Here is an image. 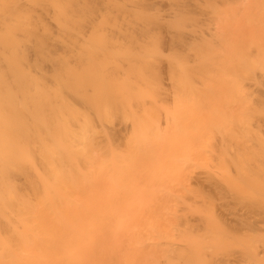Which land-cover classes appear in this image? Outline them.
Listing matches in <instances>:
<instances>
[{
    "label": "bare ground",
    "instance_id": "6f19581e",
    "mask_svg": "<svg viewBox=\"0 0 264 264\" xmlns=\"http://www.w3.org/2000/svg\"><path fill=\"white\" fill-rule=\"evenodd\" d=\"M130 1L127 5L126 0H0V264H85L86 262L89 264V256L90 259L93 258L90 250L92 251L94 246L96 248V241L99 236L101 238V235H95L98 239L92 235L97 231H105L107 229L105 224L112 222L110 217L114 218L116 211L119 212L116 209L114 214H110L113 216L108 214L113 211V205L115 208L117 205L113 202L115 199L111 197L113 195L109 198L107 196L111 189L115 190V188L119 193L126 190V193L132 192L134 195L137 187L133 191L132 189H134L133 186H137L135 182L138 181L139 175L137 171H133V168H136L138 164L140 168L145 169V171L139 169V173L144 174L150 170L153 172L156 185L164 183L162 178L165 180L169 178L171 184H174L173 187L179 189L174 191L182 192L171 195L170 190L166 192L163 188L164 184L161 185L160 189L165 191V196L168 199L172 198L170 201L173 200V205L170 204V206L173 207L161 209V215L154 220L156 222L157 219V223L153 222L155 227L149 228V225L148 229L151 232L149 231L150 235L145 237L149 241L142 238L144 241L140 244L149 246L152 252L149 250L150 253L146 251L147 253L140 254L141 262H147L146 264H264V35L262 38L257 35L264 29V0L261 2L256 0L253 5V11L256 10L254 14L250 10L246 18L241 15L251 25H253L252 21L255 22L250 28L255 34H246L249 39H244L246 37L244 36L243 41L236 39L233 42L228 35L233 28L236 10L228 9L225 12L222 10L226 8L219 9L222 13L225 12L220 17L221 13L217 10L223 6L216 7L217 3L220 4L216 0H212L215 6L211 3L214 8L216 7V11H212L213 8L210 6L211 10L208 8L209 5L207 7L203 2V12L202 8L201 12L196 8L198 13L203 14V18L199 19L201 14L190 15L195 16V20L186 15L191 24L188 25L186 22V26L184 25L186 17L185 19L181 17L179 21L177 18L181 15L176 14L178 17L174 15L183 10L182 6L178 7L179 12L178 9L174 12L169 6L173 1L170 0L168 6L173 13L169 8L168 10L169 14L173 15L168 16L171 17L170 19L173 16L180 25L184 22L181 26L177 23L173 24L175 27L172 25L173 19L171 24L165 22L161 15L159 18L156 14L157 11L154 12L156 16L150 12L153 17H150V14L149 16L141 14V12L144 13L143 10L140 13L137 12L138 14L134 11L136 18L131 20L130 11L133 12L135 9L138 11L141 8H135L139 0ZM249 2L252 3V0ZM196 5L197 3H194V6L190 7H196ZM237 5L242 6V4ZM150 7L147 8L148 11L146 10L148 13L151 10ZM245 7L242 8L245 9ZM153 8L152 6V10ZM246 9L250 8L246 7ZM210 14L213 15L210 16ZM236 16L239 15L236 14ZM194 21H202L203 29L193 27ZM237 23L241 24L242 21ZM257 23L259 26L256 27ZM153 30H157L160 34L164 32L161 38V42L164 41L163 45L166 46L167 41L173 45L177 44V48L187 53L186 58L183 56L185 58L183 59L181 56L182 60L178 61L179 56L174 54L177 60L174 59L175 57L165 60L166 58L160 55L163 59L162 62H158L159 56L155 55V49L151 51L154 54H148L147 59L145 54L144 57L142 54L139 55L137 53L139 48L143 50L144 46L142 44L138 46V39L143 36V33ZM114 35L117 38L120 35L121 40L124 38L121 44L112 41ZM124 40L127 46L130 45L126 52L125 48L122 49L125 46L122 43ZM150 44L152 46V43ZM150 44H145V48L148 49ZM248 47H252L253 52L251 48L247 49ZM142 50L139 52L141 53ZM254 53L255 57L252 55ZM186 59H191L193 64H187ZM145 61L147 62L144 63ZM155 61L165 66L167 70L164 69L169 70V74L172 73V76L167 73L172 77L170 80L172 83L169 85V80L166 81L167 85L174 87L176 91L174 93L171 91L169 94L163 79L164 83L161 81L153 83L148 82L150 80L146 81L144 77L138 82L145 79L144 83L146 81V85H149L146 87L149 89L151 85L158 84L159 86L156 85L155 89L151 88L152 91L155 90L157 95L164 92L163 96L167 93L168 99L172 96L171 99L174 100L173 104L171 103L173 107L169 108L171 112L169 110L163 113L166 130L161 133V130H156L153 126L155 113H157V109L152 108L155 103L152 106L149 104L150 109H146L145 106L144 109L142 106L156 101L157 95L146 90L144 92L141 88L134 90L135 86L133 89L131 84L125 88L123 82L117 83L118 77L113 76V72L111 78L117 79V85L112 81L109 83L108 76L111 71H118L119 65L138 68L135 71L137 76L143 67L149 68V71L151 68L150 73H153L152 68L158 67ZM243 61H247L250 66L243 64L240 67L239 65L240 68L234 73L235 79L230 80L229 78L232 77H229V71L238 66L239 62L244 63ZM234 63L236 66L233 65ZM126 68H123L124 71L121 70L125 72ZM147 68L140 74L147 73ZM158 70L160 73V69ZM240 70L243 71L242 74H239ZM126 73H124L125 78L128 77ZM126 80L124 79V82L127 83ZM97 81L100 84L104 83V87ZM87 84H91L88 89V92L91 91L89 95L86 94ZM94 84H98L100 88H95ZM161 85L165 86L164 90L167 92L162 90ZM228 86L230 93L223 96V89ZM244 86L248 87V90L254 87L255 91L245 92ZM226 90L229 89L226 88ZM253 92H256L252 96H256L253 97L255 100L253 101L257 107L249 106L250 104L247 103L252 98L245 100L247 97L245 93L250 95ZM99 95L104 96L99 98ZM130 95L133 97L131 98ZM93 97L96 101L92 99ZM70 98L77 99L82 108H85L83 110L87 109L90 112H85L84 115L81 110L80 113L78 110L81 107L73 108L70 104L75 100ZM101 98L109 102L110 106H105L108 103H102ZM67 100L73 101L67 102ZM135 100L139 102H137L139 107L132 109ZM121 104L125 110L127 107L124 104L128 106V113L124 114L122 108L118 113V108H114L117 105L122 106ZM232 104H239L242 108L239 107L237 112L231 111ZM259 106L261 108H258ZM138 108L141 109V114ZM137 109L138 111H135ZM109 112H112V117ZM137 112H139L138 115ZM115 113L120 117L122 116L120 113H123L122 117L125 119L131 118L129 121H121L124 124L123 128L120 125V130L122 128L123 131H127L132 128V132L129 130L131 133L129 135L134 139L129 142L134 149L126 153L129 158L124 157L125 153L122 154L124 160L129 162L122 159L124 164L120 161L122 166H118L119 170L117 169L112 176L103 169L111 168L109 166L113 164L108 163L107 167L108 164L104 166L102 163L103 166H100L102 160L95 155V152L101 146L99 147L95 140H101L100 142L104 143L108 139L107 136H110L104 133L105 130L109 133L111 131L112 136L115 132L119 133L116 122L118 121L119 124L120 119H116L119 116L116 117ZM159 121L156 122L160 125ZM128 125L131 127L128 128ZM105 134L106 138L103 141ZM117 137L120 135L116 136L118 140ZM126 139L128 140V137ZM129 142L125 144L130 149L132 146L128 144ZM120 147L119 150H122L120 152H123ZM129 149L126 148L130 151ZM106 150L108 152L110 149ZM115 152L117 150L114 154ZM179 156L181 159L175 160ZM117 157L115 155L116 159ZM119 157L122 158L121 155ZM107 159L108 157L105 158ZM81 165L87 168L92 167L91 171L87 170L88 172L85 171V173L88 174L83 175V172L78 171ZM131 166H133L132 170ZM129 169L130 173L132 171L131 175ZM188 169H190L189 172H186ZM97 170L104 174L106 172L105 175L103 173L100 175L105 176L104 183L114 185L111 186L112 188L109 186L105 191L109 192L106 193V198L104 196L102 198L103 193L99 194L98 189L101 187L92 191L97 186L95 183L99 181H97L99 177L96 174L93 175ZM185 172L189 174V179L184 177ZM129 178L135 185L128 180ZM184 178L188 179L189 184L186 183L188 186L185 185L188 181L186 179L184 181ZM100 182L97 183L98 186L103 184L102 182L100 185ZM119 187L122 189H118ZM84 189H87V195L85 194L87 192L82 194ZM80 191L82 196L78 195ZM95 192L99 194L96 197H100V203L94 197ZM83 195L85 199L95 198L98 201L94 202L96 201L94 199L92 204L91 201L85 200ZM101 198L112 200L110 199L106 205L104 199L103 206H107L104 208ZM121 198L127 202L126 194H123ZM95 203L100 204L102 210L108 208L106 211L109 212H104L100 217L103 219L108 214L110 220L106 219L107 217L103 220L98 217L102 213H99V208L98 210L93 208ZM101 206L98 205V207ZM150 216L153 217V215ZM97 218H100L99 222ZM105 220L108 222L105 223ZM100 225H104L105 229ZM91 237L95 239H93L95 241L93 245L90 244L93 241ZM102 247L105 246L102 245ZM144 250L147 249L144 248ZM96 261L90 260L91 264L92 262L96 264Z\"/></svg>",
    "mask_w": 264,
    "mask_h": 264
},
{
    "label": "rangeland",
    "instance_id": "374dc122",
    "mask_svg": "<svg viewBox=\"0 0 264 264\" xmlns=\"http://www.w3.org/2000/svg\"><path fill=\"white\" fill-rule=\"evenodd\" d=\"M128 0H126V2H127ZM137 1V0H136ZM135 1V2H136ZM152 1V3H150ZM148 0V2H147V0L145 1V0H139V4H143V5H140L139 6V4H137V6L135 5V8H137V7H140L141 9L140 10H138V11H136L137 9H135V10H133V12L135 11L136 13L138 12V13H140L142 10H143V12L144 13H142L141 12V14H145V16H147L148 14H150V12L154 15V12L155 11H157V15H159V18L162 16L163 17V21H165V22H171V20L174 22V23H172V25L174 24H176L177 23V25L178 26H181V25H183L184 24V22H183V24L181 23V25L179 24V19L182 17V19L184 18L185 19V17H186V20H184L185 21V26L188 24V25H191L190 24V22L188 21V16H190V15H195L196 14V16L198 15V14H201V13H198V11H197V9L196 8H198V10H199V12H201L202 10H203V6H204V4H206L205 6H207V5H209V7L208 8H210L211 10H212V8H213V10L212 11H216L217 9H215L216 7H218V6H220V5H222L223 7H219L218 8V10L217 11H220V13H221V15H220V17H222L223 15H224V13L228 10V9H234V10H236V11H239V12H241V13H237L236 11H235V15H234V18H233V20H234V22L232 23V25H233V28L232 29H230V31L231 32H229L230 33V35H228L229 36V38H230V40H232V42L233 41H235L236 39L237 40H241V41H243L242 40V37H244V36H246V37H244V39H249L247 36L248 35H252V34H255V33H253L254 31H251L250 30V28L254 25V23L255 22H253L252 21V24L253 25H251V23H249V22H246L245 21V18L248 16L247 14L250 12V10H251V12L253 13V12H255V11H253V5H254V3L256 2V0H252V3L251 2H249V0H240V3H238V0H237V2L235 3V1L236 0H216L217 2H219L220 4L218 5V3H217V6L214 8L213 7V5L215 6V2L214 3H212L213 1L212 0H198L200 3L198 4V1L196 0V2H194L195 0H171L172 1V4L171 5H169L170 6V8H172L173 9V11L175 12V9L179 12V8L178 7H180V6H182V11L181 12H183V11H185L184 13H175L174 15H181L180 17H178L177 15H176V17H178L177 19L179 20H177L176 21V19L175 18H173V16H172V19H170L171 17H169L168 15H170V14H172L173 13V11H172V9H170L169 8V6H168V2L170 1V0H162V1H160V0H155V1H153V0ZM160 1V2H159ZM165 1V3H161V2H164ZM192 1V2H191ZM205 1H206V3H205ZM210 1V2H209ZM244 1V2H243ZM251 1V0H250ZM257 1H260L261 2V0H257ZM128 2H131L130 0L128 1ZM128 2H127V5H128ZM132 2H133V0H132ZM142 2V3H141ZM187 2H188V4L190 3L191 5H188L187 4ZM202 2L204 3V4H202ZM155 3V4H154ZM193 3V4H192ZM194 3L196 4L197 3V5H196V7H190V6H194ZM211 3L213 4V5H211ZM246 3V4H245ZM250 3V4H249ZM133 4V3H132ZM149 4H150V6H149ZM152 4H154V5H152ZM170 4V3H169ZM186 4V5H185ZM237 4H242V6H240V5H237ZM130 5V4H129ZM134 5V4H133ZM225 5H227V6H225ZM142 6L144 7L143 9H142ZM152 6L154 7L153 8V10H152ZM175 6V7H174ZM189 7V8H187V7ZM198 6V7H197ZM212 8H211V7ZM235 6V7H234ZM240 6V7H239ZM248 7V8H250V9H246V7ZM249 6H251V7H249ZM151 8V10L149 11V13L147 12L148 10H147V8ZM206 7V8H207ZM245 7V9H243V8ZM168 8L172 11V13H170L169 14V10H168ZM202 8V9H201ZM226 8V10H222V9H225ZM236 8H238V9H236ZM123 9V8H122ZM134 9V8H133ZM139 9V8H138ZM158 9V10H157ZM200 9H201V11H200ZM215 9V10H214ZM219 9H221L222 11H225L224 13H222V11L221 10H219ZM127 10H129L128 8H127ZM132 10V9H131ZM146 11V13H145V11ZM164 10V11H163ZM168 11V13H166L167 11ZM187 10V11H186ZM195 10V11H194ZM246 10H248V11H246ZM158 11H160V12H158ZM193 11V12H192ZM243 11V12H242ZM244 11H246V12H244ZM131 13H130V18H131V15H132V19L131 20H133V19H135L136 18V16H135V12L133 13L132 11H130ZM195 12V13H194ZM203 12V11H202ZM248 12V13H247ZM137 13V14H138ZM159 13H161V14H159ZM167 15V17H166V15ZM194 13V14H193ZM115 14V13H114ZM127 14V13H126ZM133 14H134V16H133ZM136 14V15H137ZM140 14V15H141ZM236 14H238L239 16H236ZM254 14V13H253ZM161 15V16H160ZM164 15V16H163ZM173 15V14H172ZM186 15H188V16H186ZM213 14H210V16H212ZM241 15L242 16H244L245 18H243V17H241ZM149 16V15H148ZM154 16H156V15H154ZM199 16V15H198ZM202 16V17H201ZM216 15H214V17H215ZM134 17V18H133ZM150 17H153L151 14H150ZM191 17H193V16H190V18ZM238 17H240V18H238ZM129 18V19H130ZM157 18V17H156ZM201 18H203V14H201L200 16H199V19H201ZM242 18L244 19V20H242ZM170 19V20H169ZM174 19H175V21H174ZM192 19H196V17L194 16ZM191 19V20H192ZM197 19H198V17H197ZM217 18H215V20H216ZM101 20V19H100ZM190 20V19H189ZM190 20V21H191ZM239 21H242V23L241 24H239V23H237V22H239ZM186 22H187V24H186ZM171 24V23H170ZM244 24H246V25H244ZM173 25V26H174ZM192 25H193V27H195V28H202L203 29V22L202 21H194V22H192ZM236 25H239V26H236ZM172 26V27H173ZM241 26V27H240ZM256 27L257 26H259L258 25V23L255 25ZM175 27V26H174ZM204 27H205V25H204ZM263 28H264V26H263ZM234 29H236V30H234ZM263 31H260V33H258L257 35H260V37L262 38L263 36L262 35H264V29H262ZM234 32V33H233ZM237 32V33H236ZM165 33L163 32L162 34H160V32H158L157 30H153V31H150V32H145V33H143L142 35L143 36H141L140 38L138 37V36H135V37H137V38H139L138 40H139V44H138V46H140L141 44H142V46H144L143 47V50H142V48L140 47L139 48V50H138V54L139 55H141L142 54V57H144V54H145V58L147 57L148 58V54H150V53H152L151 51H153L154 49V51H156V53H155V55L157 54V56H159V58H158V62H162V59L163 58H160L161 56H164V58H166L165 60H167V59H172L171 57H175L174 59L175 60H177V59H179L178 61H180V60H182L181 59V56H182V58L183 59H185L186 57L185 56H187L186 54V52L185 51H182L181 50V48H177L176 47V45L177 44H170L168 41H167V43L168 44H166V46H164L163 45V42H161V38L163 37V35H164ZM246 34H248V35H246ZM115 37H113L112 38V41L114 42V43H120L121 41H123V39L121 40V38H120V35H119V38H117L116 37V35H114ZM117 36H118V34H117ZM132 36H134V35H132ZM115 38V39H114ZM238 38H241V39H238ZM259 39V38H258ZM257 39V40H258ZM116 41V42H115ZM156 41V42H155ZM255 41V40H254ZM159 42H161V43H159ZM166 42V41H165ZM246 42V41H245ZM118 43V44H119ZM122 43H124L123 45H125L122 49H124L125 50V52H126V50H128L129 48V46H127L126 44H125V40H124V42H122ZM148 43L150 44V43H152V46L154 47H152L151 46V44L149 45V47H148V49H151L150 51H148V53L146 52L148 49H147V47L145 48V44L146 45H148ZM121 44V43H120ZM242 44V43H241ZM113 45H115V44H113ZM134 45V44H133ZM136 45V44H135ZM127 46V47H126ZM137 46V45H136ZM174 46V47H173ZM176 47V48H175ZM242 48V47H241ZM249 48H251V51H252V47H248L247 49H249ZM147 49V50H146ZM140 50H142V52L140 53L139 51ZM242 50H246V49H242ZM144 51L146 52V53H144ZM158 51V52H157ZM247 51V50H246ZM241 52V51H240ZM253 52V51H252ZM152 54H154V53H152ZM152 54H150V55H152ZM178 57L179 56V58H177L176 59V56ZM161 55V56H160ZM247 55H249V54H247ZM254 57H255V53L254 54H252ZM251 55V56H252ZM185 58H184V57ZM169 57V58H168ZM254 57H251V58H253L254 59ZM146 58V59H147ZM161 60V61H160ZM174 60V61H175ZM147 61H145L144 63H146ZM163 62H164V60H163ZM169 62V61H168ZM186 62H187V64H189V65H191V64H193V62L191 61V59H186ZM244 63H242V62H239L237 65L238 66H236L235 64L237 63H234L233 65H235L236 67H234L233 68V70H230L229 71V77H232V78H229L230 80H232V79H235L234 77L236 76V74H234L236 71L235 70H238V68H240V67H242V65L244 64V66L245 65H247V66H250V65H248V63H247V61H243ZM155 63L158 65V67H154V68H152L153 70H154V72L153 73H150V72H152V70H151V68H150V71H149V68H147V67H143V70L141 71V72H139V74H138V76H137V73H135V71L138 69V68H131V67H129V66H125V67H127L126 69H125V72H123L124 71V69L123 68H125V67H121L120 65L118 66L119 67V70L117 71V70H113V71H111L110 72V75H109V73H108V76H109V83H111V81H112V83L114 84V83H116V80H117V83L119 84V83H124L123 85H124V87L126 88L128 85H130L131 84V88L133 87V89H134V86H135V89L134 90H137L136 88H139L138 90H140V88L141 89H144L143 91L144 92H146V91H148L149 93H154L155 94V92L154 91H152V89H153V87H154V89H155V87H156V85L157 86H159L158 84H155V86L153 85H151L150 86V89L148 88L149 87V85H146L147 83H146V81L147 80H150V81H148V82H153V83H159L160 81L161 82H166V84L164 83V85L167 87V89H168V91H169V94L171 93V91L174 93V91H176V89L173 87H171V86H169L170 85V83H172V81L170 82V80L172 79V73L171 74H169V70L168 71H166L167 70V68L164 66H162L161 64H158L157 63V61H155ZM147 64H149V63H147ZM170 65V64H169ZM232 65V66H233ZM239 65H240V67H239ZM146 66V65H145ZM171 66V65H170ZM159 67H161V68H159ZM169 67V66H168ZM145 68H147L146 69V71H147V73L145 72V73H143L142 75L140 74V73H142V72H144L145 70ZM166 70H165V69ZM112 69H115V68H112ZM112 69H110V70H112ZM117 69V68H116ZM123 71H122V70ZM130 70L131 71V73H130V71H128V70ZM158 69H160V73H159V70ZM133 70V71H132ZM158 70V71H157ZM165 70V71H164ZM109 71V70H108ZM122 72L123 74L124 73H126L127 74V78L129 79V80H126L127 78H125L124 76H126L125 74L123 75L122 73L120 74V73H115V72ZM113 72V73H112ZM158 72V73H157ZM171 72H173V71H171ZM240 72L241 73H239V74H242V72L243 71H241L240 70ZM111 73H112V75L113 76H115L116 75V77H118L117 79L116 78H114V79H112L111 77H112V75H111ZM115 73V74H114ZM134 73V75H132ZM167 73L169 74V75H171V76H169V75H167ZM147 74V75H146ZM166 74V75H165ZM232 74V75H231ZM118 75V76H117ZM122 76V77H124V78H120L119 76ZM130 75V76H129ZM146 75V76H145ZM136 76V77H135ZM142 76V77H141ZM168 76H169V78H168ZM174 76H175V74H174ZM194 76H195V74H194ZM198 76V75H197ZM129 77H131V78H129ZM137 77H138V79H137ZM146 78V81H145V83H144V80L142 79V81L140 80L139 82H138V80L140 79V78ZM164 77V78H163ZM124 79L127 81V83L126 82H124ZM135 79V80H134ZM162 79H163V81H162ZM169 80V85H167V81ZM238 79H243V78H238ZM113 80H115L114 82H113ZM123 80V81H122ZM137 80V81H136ZM167 80V81H166ZM243 81H245V80H243ZM138 82V83H137ZM246 82V81H245ZM97 83H98V81H97ZM117 83H116V85H117ZM126 83V84H125ZM242 83V82H241ZM98 84H100V82L98 83ZM98 84H94V87H95V85H96V87L95 88H100L99 86H97ZM103 84L104 83H102V84H100V86H103ZM89 85H91V84H89ZM89 85L87 84V86H88V88H87V93L86 94H88L89 95V93L91 92L90 90H89V92H88V89H90V87H89ZM105 85V84H104ZM140 85V86H139ZM164 85H161V86H163L162 88H160L159 87V89H162L163 91H166V90H164ZM119 87H121L120 85H118ZM142 86V87H141ZM146 86H148V87H146ZM104 87V86H103ZM103 87H101V89L103 88ZM146 87V88H145ZM170 87V88H169ZM245 87V86H244ZM85 88V87H84ZM92 88V87H91ZM128 88V87H127ZM152 88V89H151ZM172 88V89H171ZM226 88H228L229 90H226ZM224 87V89H223V96L224 95H228L229 93H230V88H229V86L228 87ZM232 88V87H231ZM246 88V87H245ZM245 88H243V91H245V92H250L251 90H254L255 91V88L253 87L252 89H245ZM86 89V88H85ZM129 89H130V86H129ZM129 89H126V90H128L129 91ZM147 89H149V90H147ZM156 89H158V88H156ZM175 89V90H174ZM92 90H93V88H92ZM146 90V91H145ZM161 90V93L163 92ZM225 90V91H224ZM117 91V90H116ZM142 91V90H141ZM119 92V91H118ZM131 92V91H130ZM167 92V91H166ZM164 93V92H163ZM162 93V94H163ZM172 93V94H173ZM256 93V92H255ZM255 93L253 92V94H250V95H248L247 93H245L246 95L245 96H247V97H245V100H248L249 98H252V99H249V100H251V101H249V102H247V103H249V104H247V105H249V106H255V103H254V98L256 97V96H252V95H255ZM103 94V93H102ZM162 94H160L159 93V95H157V94H155V95H157L156 97H155V99H157L156 101H154V102H152V103H148L147 104V106L146 105H142L143 106V108H144V106H145V108L146 109H150L151 108V106H152V104L153 103H155L154 105H156V106H152V108L154 107L155 108V110L157 109V113H155V117H154V122H155V124H153V126H155V128H156V130L157 129H159V130H161L160 131V133L161 132H165V130H166V128L164 129V127H165V125H166V123H165V121H164V117H165V114H163L164 113V111H166V112H169V108H172L173 107V105H171V103L173 104V101L174 100H172L171 99V97L172 96H170V98L168 99V97L167 96H169V95H167V93L166 94H164L165 96H163ZM105 95V94H104ZM104 95H99L98 97L100 98L101 96H104ZM162 95V96H161ZM257 95V94H256ZM131 96V95H130ZM250 96V97H249ZM126 97H127V95H126ZM133 96H131V98H132ZM135 97V96H134ZM158 97V98H157ZM160 97V98H159ZM254 97V98H253ZM95 97H93L92 99H94ZM99 98H98V100H99ZM103 98V97H102ZM101 98V99H102ZM119 98H120V96H119ZM246 98H248V99H246ZM70 99H73V100H75V102L73 101V100H67V102L68 101H73V102H71V104L70 105H72L73 106V108H75V109H77V108H79V107H81L82 108V106H81V103L79 102V101H77V99H75V98H70ZM97 99V98H96ZM171 99V100H170ZM174 99V98H173ZM103 100H105V99H102L101 101H102V103L103 102H107V101H103ZM132 100V99H131ZM131 100H129V101H131ZM134 100V99H133ZM132 100V101H133ZM163 100H165V101H163ZM169 100V101H168ZM254 100V101H253ZM92 102H93V100H91ZM94 101H96L95 99H94ZM100 101V102H101ZM136 101V100H135ZM153 101V100H152ZM160 101V102H159ZM166 101H168V102H166ZM171 101V102H170ZM69 102V103H70ZM78 103V106H77V103ZM137 102L138 101H136L134 104H137ZM159 102V103H158ZM72 103H74V104H72ZM79 103H80V106H79ZM104 103V104H105ZM108 104H105V106H110L109 105V102H107ZM139 103V102H138ZM253 105H252V104ZM76 104V105H75ZM92 104H94V102L92 103ZM134 104H133V108L132 109H134L136 106L137 107H139V104H137V105H135L134 106ZM149 104H151V106L149 105ZM157 104H159V105H157ZM234 104V103H233ZM230 105V109H231V111H233L234 110V112H237V110H239L240 108L239 107H241V106H239V104L238 105ZM122 106H120V105H117V106H114V108H118V113H119V111L121 112V108L123 109L122 111H124L123 113L124 114H126V112L128 113V106H126L125 104H124V106L125 107H127L126 109L127 110H125V108L123 107V104H121ZM164 105V106H163ZM175 105V104H174ZM74 106H77V107H74ZM142 106H140L141 108H142ZM163 108H162V107ZM136 107V108H137ZM149 107V108H148ZM158 107H159V109H158ZM255 107H257V106H255ZM79 108V110L78 111H80V113H81V110H82V113H84V115L86 114L85 112H90L89 110L87 111V109L86 110H83V109H85V108ZM113 108V109H114ZM135 108V109H136ZM144 108V109H145ZM242 108V107H241ZM258 108H261V106H259ZM139 109V112H140V108H138ZM138 109L137 110H135V111H138ZM168 110V111H167ZM173 110H174V108H173ZM172 110V111H173ZM236 110V111H235ZM84 111V112H83ZM112 111V110H111ZM133 111V110H132ZM135 111H133V112H135ZM139 112H137V115H138V113ZM170 112H171V110H170ZM110 113V115H111V113L112 112H109ZM123 113H120V115L122 114V116H123ZM159 113H161V114H159ZM140 114H141V112H140ZM139 114V115H140ZM82 115V114H81ZM109 115V116H110ZM114 115V114H113ZM96 116H99V115H96ZM115 116L117 117V116H119V114H117V113H115ZM115 116H113V117H115ZM120 117L119 116V118H116L117 120H119V124H118V121L116 122V127L118 126L119 128H117V129H119L120 130V127L122 126V128H123V124L124 123H122L121 121H129L131 118H129V117H126V119H125V117ZM161 116V117H160ZM111 117H112V115H111ZM94 118H95V114H94ZM159 118V120L161 119V121H159V120H156V119H158ZM95 120H97L96 118H95ZM116 121V120H115ZM152 121H153V119H152ZM156 121H159L160 122V125L156 122ZM153 122V123H154ZM118 124V125H117ZM128 124H129V122H128ZM158 124V125H157ZM163 124V125H162ZM121 125V126H120ZM129 127L128 128H130L131 127V125H128ZM157 126H159V127H157ZM122 128H121V130H122ZM161 128V129H160ZM99 129V128H98ZM132 128H130V129H128L127 131H123L122 130V132H121V130L119 131V133H121V134H119L118 132H115V133H113V136H114V138H115V141H114V138H113V136H112V132L110 131V133H109V131H107V130H105V132L104 133H106L107 135H110L112 138L110 139V136H107V138L108 139H106L105 140V136H106V134L103 136V141H104V143H101L99 140L97 141V140H95V142H97V144H98V146L100 147V149L102 148V146H104V148L102 149V150H100V149H96L97 151L95 152V155L97 156H99V158H101L100 160H102V162H101V165L100 166H103V164L102 163H104V166H106V164H113V165H111V166H109V164L107 165V167L109 166V167H111V168H108V169H106V167H105V169H103L104 171H107L108 173H110V174H112V176L115 174V172H117V169L119 168L118 166H122L121 164L123 163V161H122V159L124 160V158H123V156H122V154L123 153H125V154H123L124 155V157H126L128 154H126V153H130L131 151H132V148L134 149V147H133V145H132V141L133 140H131V139H134V138H131L130 137V135L129 134H131V133H129L130 131L129 130H131ZM152 131V130H151ZM124 132V133H123ZM131 132H132V130H131ZM109 133V134H108ZM125 133H127V134H125ZM153 133V132H152ZM117 134V135H116ZM125 134V135H124ZM120 135V137H117L118 138V140L116 139V136H119ZM121 136H123V137H121ZM124 137H125V139L128 137V140L126 139H124ZM151 138V137H150ZM123 139V140H122ZM107 140H108V142H107ZM113 140V141H112ZM119 140H121L123 143L126 141V142H129V141H131V142H129L128 144H130V146H132V147H130V149L128 148L129 146H127L126 147V142L124 143V145H123V143L121 144L120 142H119ZM110 141H112L111 143H110ZM99 142V143H98ZM117 142V143H116ZM119 142V143H118ZM100 143L102 144V145H100ZM106 143V144H105ZM107 143H109V144H111V146L109 145L108 146V144ZM117 144H119V145H117ZM133 144H135V142H133ZM154 143H152V145H153ZM120 145H122V147H120ZM155 145V144H154ZM134 146H136V145H134ZM110 147V148H109ZM112 147V148H111ZM117 147V148H116ZM119 147H120V149H123V152H120V151H122V150H119ZM126 148L127 149H129L130 151H128V150H126ZM105 149V150H104ZM106 149H110V150H108V152H107V150ZM99 150V151H98ZM117 150V152H115V154H114V151H116ZM125 150V151H124ZM100 151H102V152H100ZM105 151V152H104ZM134 151V150H133ZM100 152V153H99ZM110 152V153H109ZM97 153V154H96ZM105 153H107V154H105ZM112 153V154H111ZM116 153H118L119 155H117ZM175 153V152H174ZM100 154H102V155H100ZM104 154L106 155V157L104 156ZM109 154V155H108ZM176 154V153H175ZM111 155V156H110ZM115 155L116 156H118L117 157V159L115 158ZM121 155V157L122 158H120L119 156ZM178 155V154H177ZM177 155H176V157H177ZM114 156V157H113ZM129 156V155H128ZM127 156V157H128ZM173 156V155H172ZM107 158L108 157V159L107 160H105V158ZM110 157V158H109ZM174 157V156H173ZM181 157H182V155H181ZM98 158V159H99ZM103 158V159H102ZM129 158V157H128ZM127 158V159H128ZM183 158V157H182ZM110 159V160H109ZM174 159V158H173ZM178 159H181L180 158V156L178 157V158H175V160H178ZM105 160V161H104ZM117 162H116V161ZM137 160V159H136ZM136 160H134V161H136ZM83 161V160H82ZM82 161H80L82 164H83V162ZM120 161H122V163L120 162ZM124 161H126L127 163L129 162V160H124ZM180 161V160H179ZM81 163H78L79 165L81 164ZM85 163V162H84ZM127 163H125V165L127 166ZM176 163H177V161H176ZM180 163H181V161H180ZM124 164V163H123ZM131 164V163H130ZM78 165V166H79ZM85 165H86V163H85ZM84 165V166H85ZM129 165V164H128ZM77 166V167H78ZM83 165H81V167H79V169H78V171H80V173H82L83 172V175H87L88 173H85V171H87V170H89V172L91 171V168L92 167H89V168H87L86 166L84 167H82ZM88 166V165H87ZM140 165L138 164V165H136V168L134 167L133 168V166H131V170H132V168H133V171L135 170V171H137V175H139V176H137V179H138V181L136 180V182H135V184L137 185V186H133V188L134 189H132V191L133 190H135L136 188L135 187H137V189L135 190V193H134V195L132 194V192H131V194L130 193H126V190H124V192H122L121 193V191H120V193L116 190L117 188H115V190L114 189H111L113 186H112V184H108V183H104V181L106 180V178H105V176H100L102 173L104 174V172H99L98 170L97 171H94V174L93 175H95L96 174V176H98L97 178V181L99 180V181H101L100 182V185L102 184V182H103V184L101 185V186H98V182L97 183H95V186H96V188H95V190H92V191H96L97 190V187H101V189L99 188L98 189V191H99V194L100 195H102V193L104 194V195H102V198H103V196L106 198V195L109 193V192H105L106 190H108V188H109V186L111 187L110 189H111V191H110V193H109V196H107V198H109L111 195H113V196H111V197H113V198H115V199H113V202H115L116 203V207L117 208H115V205H113V211H106V210H108V208L106 209V210H102L103 208H102V206H103V204H105V202H106V205H107V202L111 199H109V200H107V199H105V202L103 201L104 199H102L101 198V202H103L102 203V206L100 205V204H98V203H100V200H99V198L100 197H96L97 195H99L98 193H96L95 192V196L94 197H96V199H98L99 200V202L97 203L99 206H101V207H98V205H97V207H94V206H96L95 204H94V206H93V208H96V210H98V208H99V213L101 212L102 214H99V216L98 217H100V215H103L104 214V212H109L108 214L110 215V214H112L116 209L117 210H119V212L118 211H116V213H115V215H114V218L113 217H110V216H113V215H108V214H106L105 216L107 217H104L103 219H108L109 217L111 218V220H112V222H109L110 223V225H109V223L108 224H105V227L107 226V229L104 231V230H101V231H97V233L95 232L94 233V235H92V236H94L95 238H97L96 236H98V235H101V238H100V236H99V239L96 241L97 242V246H96V248H95V246H94V248H93V250L91 251L90 250V254H91V252H92V259H93V261L94 260H97L95 263L97 264H100V263H102L103 261V263L102 264H139L138 262H140V264H146L147 262H141V259H140V257H141V255H143V254H145V253H150L149 252V250H150V248H149V246H146V245H141L140 244V242H142V241H144V240H147V241H149V239H146L145 237H147V235H150V234H148V233H150L151 232V230H149L148 229V227H149V225H150V227L149 228H151V227H153L156 223H157V219H156V222H154V220H155V218H159L158 216L159 215H161V213H162V210L161 209H167L168 207V209H170L171 207H173L172 205V203H173V200H172V202L170 201L172 198H170V199H168L165 195V191L166 190H170L169 191V193H171V195L172 194H179L180 193V191H174V190H179V189H177L175 186L173 187V185L171 184V180H165L164 178H162L161 180H162V182L164 181V185L161 183H159V184H157L156 185V177H155V175L153 174V172L150 170V171H148V172H144V174L143 173H139V169L141 170V171H145V169L143 168V167H141L142 169H144V170H142L140 167H139ZM160 167V166H159ZM94 168V170H96L95 169V167H93ZM113 168H115L114 170H113ZM121 168V167H120ZM112 169V170H111ZM130 169H129V174L131 175V173H132V171H131V173H130ZM119 170V169H118ZM189 170L190 169H188V171H186V172H189ZM88 172V171H87ZM149 172H151V173H149ZM186 172H185V175L186 176H184V177H186V178H188V176H189V174L187 175L186 174ZM85 173V174H84ZM148 173H149V175H148ZM75 174V173H74ZM90 174V173H89ZM105 174H106V172H105ZM104 174V175H105ZM127 174V173H126ZM129 174H128V176H129ZM134 174V173H133ZM132 174V175H133ZM151 174V175H150ZM140 175H142V177L140 176ZM149 177H148V176ZM134 176V175H133ZM132 176V177H133ZM146 176V177H145ZM102 177H103V179H102ZM140 177V178H139ZM153 177H155L154 179H153ZM158 177V176H157ZM96 178V177H95ZM135 178H136V174H135ZM145 178V180H143ZM148 178V179H147ZM186 178H184V181H185V179ZM132 179V178H131ZM189 179V178H188ZM188 179H186V181H188ZM108 180V179H107ZM131 183H132V180H130V178L128 179ZM143 180V181H142ZM147 180V181H146ZM150 180V181H149ZM133 181H135L134 180V178H133ZM183 181V182H184ZM107 182V181H106ZM110 182V181H109ZM129 182V183H130ZM139 182H141V183H139ZM143 182V183H142ZM148 182V183H147ZM156 182V183H155ZM166 182V183H165ZM127 183H128V181H127ZM134 183V182H133ZM132 183V184H133ZM168 183V184H167ZM172 183H174V180H172ZM186 183H188L189 184V181L188 182H185V185L186 186H188V184H186ZM106 184H108V185H106ZM135 184H133V185H135ZM147 184H148V186H147ZM146 186V188H145V186ZM161 185H163V188H164V192L162 191V189H160L162 186ZM94 186V185H93ZM94 186V187H95ZM106 186H108L107 188H105ZM141 186V187H140ZM158 186H159V188H158ZM170 186V187H169ZM115 187H117V186H115ZM143 187V188H142ZM152 187V188H151ZM154 187V188H153ZM156 187V188H155ZM169 187V188H168ZM103 188V189H102ZM148 188V189H147ZM171 188V189H170ZM89 189V188H88ZM92 189V188H91ZM118 189H122V187H119ZM86 190V191H85ZM114 190V191H113ZM139 190H140V192H139ZM97 191V192H98ZM123 191V190H122ZM149 191V192H148ZM85 192H87V189H84V192L82 191V194L83 193H85ZM89 192H90V189H89ZM157 192V193H156ZM167 192V191H166ZM107 193V194H106ZM112 193V194H111ZM141 193V194H140ZM151 193V194H150ZM163 193V194H162ZM182 193V192H181ZM180 193V194H181ZM82 194H81V191L79 192V194L78 195H80V196H82ZM86 195L88 194V192L87 193H85ZM90 194V193H89ZM91 194H92V192H91ZM123 194H126L127 195V202H125V200H126V196L123 198V199H125V200H123L122 198H121V196H123ZM85 195V196H86ZM131 195V196H130ZM146 195H147V197H146ZM162 195H164V196H162ZM79 196V197H80ZM141 196H143V197H141ZM168 196V195H167ZM78 197V196H77ZM83 197H84V195H83ZM138 197L140 198V199H138ZM166 197V198H165ZM88 198V197H87ZM85 199V197H84V199L85 200H89V201H93V200H90V199ZM122 199V201L120 200V199ZM130 198V201H128V199ZM137 198V199H136ZM81 199V198H80ZM95 199V200H96ZM135 199V200H134ZM159 199V200H158ZM164 199V200H163ZM98 200H96V201H94V202H97ZM112 200V199H111ZM115 200V201H114ZM146 200V201H145ZM150 200V201H149ZM161 200V201H160ZM158 201V202H157ZM166 203H165V202ZM90 202V203H91ZM129 202V203H128ZM152 202V203H151ZM161 202V203H160ZM115 203H113V204H115ZM164 203V204H163ZM92 204H93V202H92ZM170 204H172L171 206H170ZM160 205H162V206H160ZM166 205H169V206H166ZM145 206V207H144ZM154 208H153V207ZM165 206V207H164ZM104 208H106L107 206H103ZM159 207V208H158ZM102 208V209H101ZM142 208V209H141ZM153 208V209H152ZM101 209V210H100ZM129 209V210H128ZM146 209V210H145ZM156 211H155V210ZM158 209V210H157ZM132 211V212H131ZM135 211V212H134ZM151 211V212H150ZM154 211V212H153ZM149 212H150V214H149ZM157 212V213H156ZM161 212V213H160ZM113 213V214H114ZM118 213V214H117ZM155 213V214H154ZM158 214V215H157ZM128 217H127V216ZM131 215V216H130ZM150 215H153V217L152 216H150ZM155 215H156V217H155ZM109 216V217H108ZM116 216V217H115ZM125 216V217H124ZM144 216V217H143ZM137 217V218H136ZM101 218V217H100ZM99 218V219H100ZM110 218L108 219V220H110ZM131 218V219H130ZM133 218V219H132ZM98 218H97V221L99 220ZM102 218H101V220H103ZM127 221H126V220ZM129 219V220H128ZM152 219V220H151ZM161 219V218H160ZM108 220L105 222V223H107L108 222ZM150 220L152 221V223L150 222ZM134 221V222H133ZM136 221V222H135ZM99 222V221H98ZM144 222V223H143ZM155 224H154V223ZM103 223H104V221H103ZM148 223V224H147ZM100 224H102L101 223V221H100ZM112 224V225H111ZM142 224V225H141ZM151 224H152V226H151ZM139 225V226H138ZM100 226H102L103 228H104V225H100ZM108 226H109V228H108ZM120 226V227H119ZM125 226V227H124ZM134 226H135V229H134ZM123 227V228H122ZM155 227V226H154ZM103 228H101V229H103ZM130 228V229H129ZM139 228V229H138ZM105 229V228H104ZM129 229V230H128ZM145 229H146V231H145ZM99 230H100V228H99ZM109 230V231H108ZM117 230V231H116ZM121 230V231H120ZM136 230V231H135ZM104 231V232H103ZM108 231V232H107ZM132 231V232H131ZM150 231V232H149ZM107 232V233H106ZM114 232H116V233H114ZM137 232V233H136ZM112 233V234H111ZM136 233V234H135ZM142 233V234H141ZM108 234V235H107ZM110 234V235H109ZM121 234V235H120ZM140 234H141V236H140ZM152 234V233H151ZM96 235V236H95ZM137 236V237H136ZM126 237V238H125ZM130 237H132V238H130ZM149 237V236H148ZM92 238V239H91ZM90 239L91 240H93L94 238L93 237H91ZM121 238V239H120ZM128 238V239H127ZM141 238V239H140ZM144 240H143V239ZM101 239V240H100ZM114 239V240H113ZM130 239H132L131 241H130ZM90 240V241H91ZM95 240V239H94ZM91 241V245H93L94 244V242L95 241ZM104 240V241H103ZM119 240V241H118ZM141 240V241H140ZM106 241V242H105ZM109 241V242H108ZM112 241V242H111ZM114 241V242H113ZM133 241V242H132ZM135 241H136V243H135ZM119 242V243H118ZM128 243H129V245H128ZM96 244V243H95ZM110 244V245H109ZM131 244V245H130ZM143 244H144V242H143ZM147 244V243H146ZM102 245L103 246H105V247H102ZM108 246V248H107V246ZM90 246V245H89ZM111 246V247H110ZM113 246V247H112ZM128 248H127V247ZM145 246V247H144ZM100 247H102V248H100ZM148 247V248H147ZM91 248V249H92ZM113 248V249H112ZM129 248H130V250H129ZM144 248L145 249H147V250H144ZM110 249H111V252H110ZM135 249V250H134ZM138 249H139V251H138ZM142 249V250H141ZM100 250V251H99ZM107 250V251H106ZM127 250H128V254H126L127 253ZM147 251V252H146ZM151 252H152V250H150ZM100 252V253H99ZM119 252V253H118ZM122 253V254H121ZM103 254V255H102ZM141 254V255H140ZM106 255H107V257H106ZM123 255V256H122ZM125 255V256H124ZM149 256V255H148ZM99 258V259H98ZM119 260H118V259ZM120 258H121V261H120ZM92 259H90V256H89V264H91V262H90V260H92ZM108 259V260H107ZM124 259H125V261H124ZM128 259H129V261H128ZM140 260V261H139ZM99 261H100V263H99ZM106 261V262H105ZM120 261V262H119ZM108 262V263H107ZM113 262V263H112ZM115 262V263H114ZM87 263V262H86ZM85 263V264H86ZM92 264H94V262H92Z\"/></svg>",
    "mask_w": 264,
    "mask_h": 264
}]
</instances>
